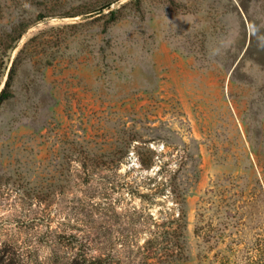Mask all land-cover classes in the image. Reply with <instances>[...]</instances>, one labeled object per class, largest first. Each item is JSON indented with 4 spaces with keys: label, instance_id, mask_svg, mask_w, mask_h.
I'll use <instances>...</instances> for the list:
<instances>
[{
    "label": "rangeland",
    "instance_id": "1",
    "mask_svg": "<svg viewBox=\"0 0 264 264\" xmlns=\"http://www.w3.org/2000/svg\"><path fill=\"white\" fill-rule=\"evenodd\" d=\"M109 1L0 0V264H264V0Z\"/></svg>",
    "mask_w": 264,
    "mask_h": 264
},
{
    "label": "trees",
    "instance_id": "2",
    "mask_svg": "<svg viewBox=\"0 0 264 264\" xmlns=\"http://www.w3.org/2000/svg\"><path fill=\"white\" fill-rule=\"evenodd\" d=\"M115 0H110L109 2L105 3L104 5H102L101 7H109ZM98 9L95 7H87L84 11V13H93L96 12ZM109 16L113 17L115 16V11L114 10H110L108 11ZM27 26L23 25V24H19L16 25L15 27L11 28V30L2 35L0 37V44L2 46V50H6L9 47H11V44L26 30ZM7 86V83H6ZM5 89L2 90V92L0 93V99H2V97L5 95Z\"/></svg>",
    "mask_w": 264,
    "mask_h": 264
}]
</instances>
